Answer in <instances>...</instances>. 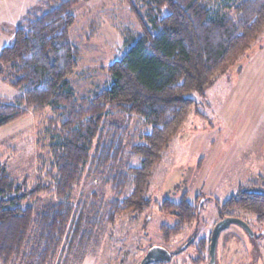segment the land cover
<instances>
[{"label":"trees","instance_id":"1","mask_svg":"<svg viewBox=\"0 0 264 264\" xmlns=\"http://www.w3.org/2000/svg\"><path fill=\"white\" fill-rule=\"evenodd\" d=\"M79 1L38 0V9L25 13L0 51V74L8 73L4 80L20 92L12 101H0V127L28 109L49 107L54 114L42 133L49 141L48 157L39 156L41 175L32 186L16 183L0 164V264L13 263L26 248L36 264H47L78 237L81 225L113 224L117 217L148 206L151 173L196 111L189 94H202L237 65L264 30V0H239L218 10L212 3L221 0H121L140 29L122 30L127 50L103 69L109 86L90 99H77L69 79L80 52L69 31ZM113 110L124 125L108 120ZM135 117L142 126L138 140L128 147ZM127 153L138 157L137 165L129 164ZM96 175L108 185L109 197L73 205L74 188ZM42 194L56 201L38 212L24 205ZM187 197L184 192L177 202L165 198L159 206L177 217V233L196 214ZM218 207L221 212H250L262 222L264 189L240 188Z\"/></svg>","mask_w":264,"mask_h":264},{"label":"rangeland","instance_id":"2","mask_svg":"<svg viewBox=\"0 0 264 264\" xmlns=\"http://www.w3.org/2000/svg\"><path fill=\"white\" fill-rule=\"evenodd\" d=\"M37 1L0 0V51L9 44L25 13L38 9ZM238 1L213 2L212 8L222 9ZM73 13L76 19L69 39L80 55L69 81L77 99H90L109 86L110 78L103 69L127 50L122 30L137 32L140 27L121 0H80ZM4 77L8 73L0 74V101L9 102L20 92ZM189 96L197 103L196 111L190 112L151 173L145 192L149 205L138 213L117 217L113 224L93 229L81 225L78 237L47 264H139L153 246L163 247L172 256L168 262L149 264H212L210 234L216 222L227 216L245 221L253 235L230 224L220 232L213 264H264V221L238 208L222 213L218 207L240 188L264 189V30L237 65L202 94ZM53 116L49 107L40 112L28 109L19 119L0 127V164L16 183L25 181L30 187L40 177L38 158L48 157L49 144L42 133ZM108 120L124 125L115 110L108 112ZM141 126L138 117L131 121L128 147L138 140ZM127 157L129 164H138L135 155L127 153ZM129 190L130 185L126 194ZM184 192L197 210L177 233V217L159 206L165 198L177 202ZM109 194L108 185L96 175L83 178L70 200L73 205L82 200L99 202ZM55 201L53 195L42 194L24 205L38 212ZM28 253L24 249L11 264H36Z\"/></svg>","mask_w":264,"mask_h":264},{"label":"water","instance_id":"3","mask_svg":"<svg viewBox=\"0 0 264 264\" xmlns=\"http://www.w3.org/2000/svg\"><path fill=\"white\" fill-rule=\"evenodd\" d=\"M230 224L239 225L250 236L253 235V232L251 231L249 225L238 217L227 216L220 219L218 222H216L210 234L209 255L212 264L214 263L215 249L220 232L225 228H227ZM170 258H171V253H169L166 249L160 246H153L148 249V251L141 259L139 264H149L150 262H168L170 261Z\"/></svg>","mask_w":264,"mask_h":264},{"label":"flooded vegetation","instance_id":"4","mask_svg":"<svg viewBox=\"0 0 264 264\" xmlns=\"http://www.w3.org/2000/svg\"><path fill=\"white\" fill-rule=\"evenodd\" d=\"M210 241V240H209ZM172 256V255H171ZM170 260H171V258H170ZM210 263H211V261H210Z\"/></svg>","mask_w":264,"mask_h":264}]
</instances>
